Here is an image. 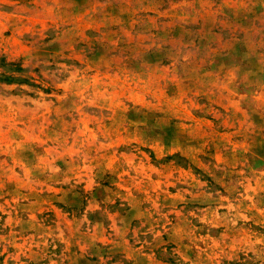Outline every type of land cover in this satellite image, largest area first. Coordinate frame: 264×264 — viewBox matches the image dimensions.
Instances as JSON below:
<instances>
[{
	"label": "rangeland",
	"instance_id": "obj_1",
	"mask_svg": "<svg viewBox=\"0 0 264 264\" xmlns=\"http://www.w3.org/2000/svg\"><path fill=\"white\" fill-rule=\"evenodd\" d=\"M0 58V264H264V0H0Z\"/></svg>",
	"mask_w": 264,
	"mask_h": 264
},
{
	"label": "trees",
	"instance_id": "obj_2",
	"mask_svg": "<svg viewBox=\"0 0 264 264\" xmlns=\"http://www.w3.org/2000/svg\"><path fill=\"white\" fill-rule=\"evenodd\" d=\"M0 67H4V70L0 72V82L7 84L26 82L27 79L16 75V73L23 71L18 63L7 62L3 58H0Z\"/></svg>",
	"mask_w": 264,
	"mask_h": 264
}]
</instances>
